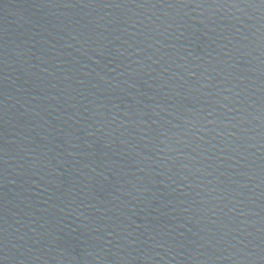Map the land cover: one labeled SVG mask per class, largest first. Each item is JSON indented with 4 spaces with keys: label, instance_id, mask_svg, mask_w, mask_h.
<instances>
[{
    "label": "water",
    "instance_id": "95a60500",
    "mask_svg": "<svg viewBox=\"0 0 264 264\" xmlns=\"http://www.w3.org/2000/svg\"><path fill=\"white\" fill-rule=\"evenodd\" d=\"M34 0H0V25Z\"/></svg>",
    "mask_w": 264,
    "mask_h": 264
}]
</instances>
